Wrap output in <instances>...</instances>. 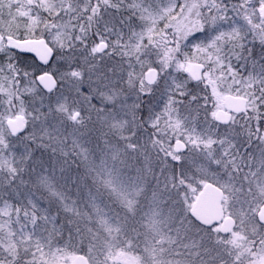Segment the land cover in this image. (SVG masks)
<instances>
[{"label":"snow or ice","instance_id":"snow-or-ice-1","mask_svg":"<svg viewBox=\"0 0 264 264\" xmlns=\"http://www.w3.org/2000/svg\"><path fill=\"white\" fill-rule=\"evenodd\" d=\"M0 264H264V0H0Z\"/></svg>","mask_w":264,"mask_h":264}]
</instances>
